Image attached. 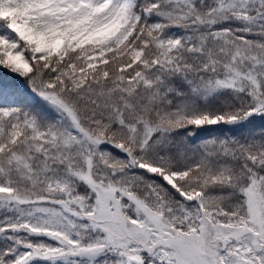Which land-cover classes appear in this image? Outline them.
Wrapping results in <instances>:
<instances>
[{
  "label": "snow or ice",
  "instance_id": "obj_1",
  "mask_svg": "<svg viewBox=\"0 0 264 264\" xmlns=\"http://www.w3.org/2000/svg\"><path fill=\"white\" fill-rule=\"evenodd\" d=\"M0 264H264V0H0Z\"/></svg>",
  "mask_w": 264,
  "mask_h": 264
},
{
  "label": "rangeland",
  "instance_id": "obj_2",
  "mask_svg": "<svg viewBox=\"0 0 264 264\" xmlns=\"http://www.w3.org/2000/svg\"><path fill=\"white\" fill-rule=\"evenodd\" d=\"M213 126H211V128H212ZM209 134H211V135H216V134H219L217 131L215 132L214 130H211V132L209 133V132H202V133H200V136H201V138H204V137H207Z\"/></svg>",
  "mask_w": 264,
  "mask_h": 264
},
{
  "label": "trees",
  "instance_id": "obj_3",
  "mask_svg": "<svg viewBox=\"0 0 264 264\" xmlns=\"http://www.w3.org/2000/svg\"><path fill=\"white\" fill-rule=\"evenodd\" d=\"M219 127H221V126H219Z\"/></svg>",
  "mask_w": 264,
  "mask_h": 264
}]
</instances>
